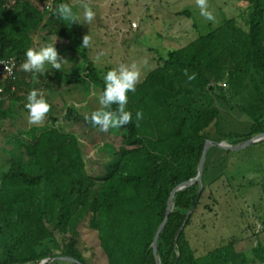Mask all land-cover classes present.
Listing matches in <instances>:
<instances>
[{
  "label": "trees",
  "instance_id": "obj_1",
  "mask_svg": "<svg viewBox=\"0 0 264 264\" xmlns=\"http://www.w3.org/2000/svg\"><path fill=\"white\" fill-rule=\"evenodd\" d=\"M239 1L247 6V29L230 19L164 56L149 48L158 67L135 92H128L132 123L116 128L121 141L117 147L109 145L112 160L103 175L88 174L77 137L55 126L23 145L26 160L13 157L0 175V264H51L60 257L90 264L79 242L87 223L96 232L105 264L249 263L237 251L236 240L197 257L186 231L205 193L201 183L174 196L158 257L154 251L172 194L199 175L208 129L215 124L223 140L232 141L230 147L264 134V0ZM51 2L55 8L64 0H0V60L14 58L22 64L26 51L35 49L33 35L39 31L57 47L78 50L77 24L53 15L47 8ZM176 16L193 15L183 11ZM76 52L86 62V72L70 79L89 81L102 93L104 80L88 51ZM184 69L196 78L189 81ZM36 78L37 73L21 70L14 92L8 84V97L0 101V128L12 120L14 104L27 102ZM137 111L143 113L138 126ZM66 114L69 121L99 129L75 108ZM232 114L249 117L250 132L219 130L221 120ZM205 169L206 164L203 177ZM254 256L264 264L261 243Z\"/></svg>",
  "mask_w": 264,
  "mask_h": 264
},
{
  "label": "rangeland",
  "instance_id": "obj_2",
  "mask_svg": "<svg viewBox=\"0 0 264 264\" xmlns=\"http://www.w3.org/2000/svg\"><path fill=\"white\" fill-rule=\"evenodd\" d=\"M70 2L79 7L78 0H67L66 3ZM89 2L96 18L90 25L77 24L81 33V38L76 39L78 50L55 46L60 57L66 60L62 70H54L51 65H46L48 71L44 75L37 73L33 89L42 92L51 105L43 123L30 124L26 103H16L12 120L0 128V175L8 171L13 157L26 160L23 145L51 126L77 137L90 176L97 177L105 173L106 165L112 160L109 145L117 147L121 141L118 130L110 128L104 132L84 121L66 119L69 108L77 109L79 117L85 118L101 107V90L97 86L89 81L76 83L69 77L86 72V62L76 51H88L102 78L107 71L118 68L121 63H136L141 73L138 85L159 64L157 55L149 48H154L160 56H164L169 49L185 46L199 36L220 28L230 19H235L247 29V6L239 0H209V10L213 12L215 22L206 21L199 14L195 0ZM35 4L42 7L39 2ZM183 11H189L193 16H176ZM77 12L82 13V9ZM86 34L91 35L92 45L82 48V38ZM33 37L37 50L52 43L51 39L44 40L41 31ZM100 52L104 55L96 62L94 58ZM27 78H32V75L28 74ZM252 125L249 117L232 114V117L221 120L219 130L226 134H247ZM206 134H209L212 142L227 146L232 142L223 140L215 124ZM201 186L205 193L186 231L197 257L203 258L236 240V249L248 257V264H261L255 259L254 250L260 243L264 246V141L236 152L213 146L206 161ZM68 230L71 233L70 227ZM57 237L62 239L60 234ZM79 242L90 264L106 263L97 244L96 232L88 223L80 229ZM52 264L75 263L56 261Z\"/></svg>",
  "mask_w": 264,
  "mask_h": 264
},
{
  "label": "clouds",
  "instance_id": "obj_3",
  "mask_svg": "<svg viewBox=\"0 0 264 264\" xmlns=\"http://www.w3.org/2000/svg\"><path fill=\"white\" fill-rule=\"evenodd\" d=\"M81 12L74 11V6L68 3H61L57 7L49 6V11L61 20L72 24L90 25L96 18V13L90 5L89 0H78ZM199 8V14L206 20L215 22V16L209 10V0H195ZM92 45V37L86 34L82 38V48H89ZM103 52H100L94 58L96 62L100 61ZM66 60H63L55 47V44H48L40 47L38 50L29 48L26 51V59L21 64V70L30 73H39L44 75L48 69L46 65H51L54 70H62ZM140 70L136 63L131 65L121 63L118 68L107 71L104 75V90L99 96L98 110L93 111L90 116H85V120L93 126H98L101 131L107 132L110 128H121L132 123V113L126 110L128 103V92H135L136 85L140 80ZM184 74L191 81L196 78V73H188L184 69ZM25 107L28 111V120L30 124H42L46 115L51 110V105L47 102L44 94L36 89L31 90L26 97ZM115 105V109H113ZM143 118V113L137 111L136 121Z\"/></svg>",
  "mask_w": 264,
  "mask_h": 264
},
{
  "label": "water",
  "instance_id": "obj_4",
  "mask_svg": "<svg viewBox=\"0 0 264 264\" xmlns=\"http://www.w3.org/2000/svg\"><path fill=\"white\" fill-rule=\"evenodd\" d=\"M262 140H264V134L263 135H259V136L255 137L254 139H251V140L247 141L246 143H244V144H242L240 146H237V147H230V146L224 145L222 143H216V142H212V141H208L206 143L205 149H204V152H203V156H202V159H201L199 175H198L197 179L194 181L193 184L185 183V184L179 186L174 191V193L172 194V197H171V199L169 201V204H168V209H167V214H166L165 220H164L161 228L159 229V231L157 233V236H156V239H155L154 251H155V256L156 257H158V242H159L160 236H161L162 232L164 231V229L166 228L168 220L170 218V215L172 214V211H173V198H174V196L179 191H182L183 189H185V188H187L189 186H192V185H194L196 183H201V180H202V177H203V173H204L205 164H206V160H207V157H208V154H209L211 148L213 146H216V147H220V148H223L225 150H228V151L236 152V151H241V150L249 147L250 145L258 143V142H260ZM55 261H68V262H73L75 264H84V263L80 262L79 260H76V259H73V258H67V257L57 258V259L53 260L51 262V264L54 263Z\"/></svg>",
  "mask_w": 264,
  "mask_h": 264
},
{
  "label": "built area",
  "instance_id": "obj_5",
  "mask_svg": "<svg viewBox=\"0 0 264 264\" xmlns=\"http://www.w3.org/2000/svg\"><path fill=\"white\" fill-rule=\"evenodd\" d=\"M49 6L52 7V3L48 4V9ZM20 70V62L17 59L12 58L7 60H0V101L6 99L8 96V84L13 85V92L16 90L14 84L18 80V74Z\"/></svg>",
  "mask_w": 264,
  "mask_h": 264
},
{
  "label": "crops",
  "instance_id": "obj_6",
  "mask_svg": "<svg viewBox=\"0 0 264 264\" xmlns=\"http://www.w3.org/2000/svg\"><path fill=\"white\" fill-rule=\"evenodd\" d=\"M68 4L73 5L74 6V10H76V11H79L80 10V7H76L74 3L70 2ZM78 38H81V33H80L79 30H78Z\"/></svg>",
  "mask_w": 264,
  "mask_h": 264
}]
</instances>
